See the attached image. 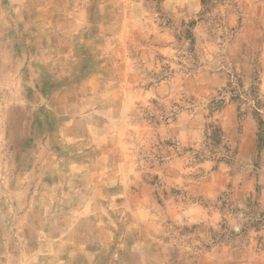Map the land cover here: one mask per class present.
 I'll use <instances>...</instances> for the list:
<instances>
[{
  "label": "rangeland",
  "instance_id": "374dc122",
  "mask_svg": "<svg viewBox=\"0 0 264 264\" xmlns=\"http://www.w3.org/2000/svg\"><path fill=\"white\" fill-rule=\"evenodd\" d=\"M0 264H264V0H0Z\"/></svg>",
  "mask_w": 264,
  "mask_h": 264
},
{
  "label": "trees",
  "instance_id": "16d2710c",
  "mask_svg": "<svg viewBox=\"0 0 264 264\" xmlns=\"http://www.w3.org/2000/svg\"><path fill=\"white\" fill-rule=\"evenodd\" d=\"M207 1L208 0H202V4L205 6L207 5ZM193 25V23L191 24ZM188 35L191 36V34L188 32ZM257 108H259V102H257V104L255 105ZM258 113V112H256ZM259 115V113H258ZM263 123V122H262ZM209 135H208V139L209 141H211V144H213L214 146L219 145L223 142V135L224 132L221 128L219 127H212L209 128Z\"/></svg>",
  "mask_w": 264,
  "mask_h": 264
}]
</instances>
